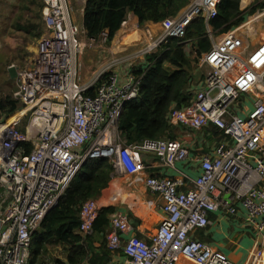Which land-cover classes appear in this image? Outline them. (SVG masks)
Wrapping results in <instances>:
<instances>
[{
  "label": "built area",
  "instance_id": "built-area-1",
  "mask_svg": "<svg viewBox=\"0 0 264 264\" xmlns=\"http://www.w3.org/2000/svg\"><path fill=\"white\" fill-rule=\"evenodd\" d=\"M70 1L41 0L43 32L12 93L14 100L32 108L24 130L0 117V264L29 263L32 234L86 160L107 159L115 175L144 170L140 154L155 156L167 168L188 159L177 139L123 142L118 121L124 104L137 96L141 77L130 72L131 64L124 73L111 70L120 63L115 60L81 79L84 48L106 43L107 33L96 41L86 38ZM218 1L189 0L175 17L159 23V34L144 28L145 45L133 54L145 56L168 37H184L190 23L201 18L210 42L197 57L203 79L191 103L172 108L170 118L179 127H214L221 135L211 154L199 159L201 172L195 179H145V187L160 197L163 212L150 237L135 236L127 216L111 215L105 235L109 264H233L197 236L211 224L209 213L224 210L233 216L237 204L256 236L243 264H264V40L249 48L244 29L251 15L216 35L209 21L217 15ZM108 70L112 73L104 77ZM247 97L250 109L241 118L235 110ZM23 144L31 146L29 152ZM100 208L98 199L80 205L78 234L93 233Z\"/></svg>",
  "mask_w": 264,
  "mask_h": 264
},
{
  "label": "trees",
  "instance_id": "trees-1",
  "mask_svg": "<svg viewBox=\"0 0 264 264\" xmlns=\"http://www.w3.org/2000/svg\"><path fill=\"white\" fill-rule=\"evenodd\" d=\"M188 3L189 0H85L82 27L86 38L94 41L98 40L102 32H106L107 43L110 44L129 13L137 18L138 25L155 24L165 18L175 17ZM38 7L40 12L42 2ZM262 8L264 3L259 0H219L217 15L209 21V25L216 35H221L242 24L248 16ZM41 26L37 25V37L43 32ZM19 29L30 32L27 25L19 26ZM187 44L192 58L185 51ZM209 47L204 22L196 18L186 28L184 37H168L155 51L146 54L142 63L129 69L141 79L137 96L124 104L118 121L119 136L125 144L139 143L144 139L177 138L170 110L191 103L193 93L203 79L202 71L196 73L197 57ZM194 65L196 72H193ZM111 73L108 70L104 77ZM18 110L20 108L16 100L10 96L0 97L2 120ZM204 130L212 138L221 135L214 127ZM23 145L29 152L31 146ZM112 173V166L107 159L85 161L56 206L48 211L37 231L32 234L28 264H38L46 252V246L51 243L64 246V259H53L50 261L52 264L110 263L112 254L106 247L105 235L116 208L106 206L99 209L91 235L82 236L77 233V229L80 205L87 199H97L111 181Z\"/></svg>",
  "mask_w": 264,
  "mask_h": 264
},
{
  "label": "crops",
  "instance_id": "crops-1",
  "mask_svg": "<svg viewBox=\"0 0 264 264\" xmlns=\"http://www.w3.org/2000/svg\"><path fill=\"white\" fill-rule=\"evenodd\" d=\"M263 1V0H260ZM264 3V1H263ZM81 5L79 18L82 21ZM252 18L246 27L251 31L249 37V48L257 46L264 40V8L257 10L251 15ZM129 24L127 35L134 34L131 29L138 24L137 18L129 13L126 17ZM82 27V22H80ZM259 28L260 38L254 44L258 31L253 30V26ZM156 23H145L144 27L153 29ZM159 25V24H158ZM44 27V26H43ZM123 27V26H122ZM121 27V28H122ZM115 34L113 41L124 40L125 36L121 31ZM154 30V29H153ZM117 37V38H116ZM252 41V42H251ZM189 47V45H187ZM250 109L249 97L241 105V108L235 110L237 115L245 118ZM10 120V119H9ZM176 128V139L179 140L188 152V159L175 164L174 168L165 167L155 156L149 154H140L139 163L144 166V170H139L131 174H115L107 187L102 190L97 198L102 207L114 206V214L127 216L133 226V234L139 238H148L154 232L163 218L160 204L161 199L158 195L152 194L144 185L148 176L177 178L183 176L188 180L195 179L201 172L199 159L206 154H211L214 148V142L217 137L208 135L204 129L200 131H191L174 124ZM243 208L237 204L236 213L229 216L224 210H217L209 213L208 217L211 224L197 236L200 240L208 243L212 248L221 251L227 259L233 264H243L248 253L256 239L255 233L244 224Z\"/></svg>",
  "mask_w": 264,
  "mask_h": 264
},
{
  "label": "rangeland",
  "instance_id": "rangeland-1",
  "mask_svg": "<svg viewBox=\"0 0 264 264\" xmlns=\"http://www.w3.org/2000/svg\"><path fill=\"white\" fill-rule=\"evenodd\" d=\"M40 2L41 0H0V97L10 96L12 98V93L16 90L18 74L27 68L33 59L35 47L40 38L35 36L37 25H42L41 27L43 28L38 7ZM70 2L73 18L81 26L80 22L82 21L79 18L81 1L71 0ZM124 24V30L121 31L122 35L125 36L124 40L119 42L115 40L110 44L107 42L98 43L93 47L86 46L84 48L80 56V76L82 80H88L93 74L98 73L115 60H120V63L118 66L111 67V70L120 73L127 71L129 64L132 67L143 62L144 56L133 57V54L145 45L144 24H137L130 31L134 34H129L128 36L126 35L129 30V24L126 21ZM25 25H27L30 32H24L19 29V26ZM152 27L157 34L160 33L158 23ZM253 28V30L258 31V37L254 40L255 44L261 36L257 25L254 24ZM248 29H244V31L246 34L251 35V31H247ZM187 45L184 47L185 51L192 58L193 54ZM197 71L194 65L193 72L200 73L202 69L197 67ZM18 108L20 110L11 114L5 121H9L18 130L23 131L32 108L20 103H18ZM53 259H64L63 245L57 243L48 244L46 252L38 260V264L48 263Z\"/></svg>",
  "mask_w": 264,
  "mask_h": 264
},
{
  "label": "water",
  "instance_id": "water-1",
  "mask_svg": "<svg viewBox=\"0 0 264 264\" xmlns=\"http://www.w3.org/2000/svg\"><path fill=\"white\" fill-rule=\"evenodd\" d=\"M223 197H224V199H228L229 198V195L228 194H225Z\"/></svg>",
  "mask_w": 264,
  "mask_h": 264
},
{
  "label": "clouds",
  "instance_id": "clouds-1",
  "mask_svg": "<svg viewBox=\"0 0 264 264\" xmlns=\"http://www.w3.org/2000/svg\"><path fill=\"white\" fill-rule=\"evenodd\" d=\"M159 23H160V22H159ZM159 23H158V24H159ZM156 24H157V23H156ZM146 27H147V26H146ZM146 27H145V28H146ZM112 174H113V173H112ZM38 228H39V227H38ZM36 231H37V230H36Z\"/></svg>",
  "mask_w": 264,
  "mask_h": 264
}]
</instances>
